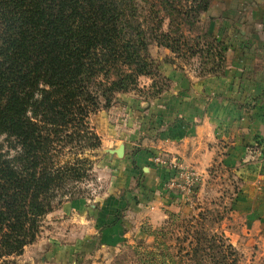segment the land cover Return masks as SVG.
Here are the masks:
<instances>
[{"label":"trees","instance_id":"16d2710c","mask_svg":"<svg viewBox=\"0 0 264 264\" xmlns=\"http://www.w3.org/2000/svg\"><path fill=\"white\" fill-rule=\"evenodd\" d=\"M160 1L170 25L180 21L176 31L153 27V39L198 54L202 75L222 71L228 45L201 20L212 0ZM139 18L136 0H0V264H17L48 214L86 197L90 153L102 146L92 115L157 74ZM205 218L186 226L190 264H239Z\"/></svg>","mask_w":264,"mask_h":264},{"label":"rangeland","instance_id":"374dc122","mask_svg":"<svg viewBox=\"0 0 264 264\" xmlns=\"http://www.w3.org/2000/svg\"><path fill=\"white\" fill-rule=\"evenodd\" d=\"M136 3L139 21L152 38L149 49L157 74L141 76L140 89L118 94L111 107L92 115L90 123L101 136L102 146L90 153L94 168L93 178L83 184L86 197L77 199L78 204L48 214L40 235L17 258V264H190L191 236L186 226L195 217L198 219L200 213L207 217L204 223L208 230L223 232L239 250V264H264V240L248 235L249 226L244 230L245 223L235 216L242 179L233 168H225L216 158V163L203 171L173 153L153 152L150 161L155 167L170 168L155 162L154 157L161 155L166 160L178 159L196 172L197 180L189 190L180 176L177 183L184 185L172 184L177 171L173 175L168 170V176L153 184L140 167L142 163L136 154L144 148L146 133L141 131L145 119H149V110L158 101L154 91L161 88L164 94L170 90L172 81L167 75H171L168 72L173 68L177 73L194 71L198 76L203 68L199 55L186 46L173 52L153 39V27L159 33L176 31L180 21L174 18L170 25L160 0H136ZM158 17H162L159 27ZM187 29L184 27L186 35L195 33ZM120 145L125 148L122 156L114 151ZM116 178L122 182L120 192H115L130 200L119 218L113 219L107 201Z\"/></svg>","mask_w":264,"mask_h":264},{"label":"crops","instance_id":"0c3cea01","mask_svg":"<svg viewBox=\"0 0 264 264\" xmlns=\"http://www.w3.org/2000/svg\"><path fill=\"white\" fill-rule=\"evenodd\" d=\"M201 20L228 45L225 66L200 76L168 72L172 86L149 110L136 158L153 184L175 173L155 167L153 152L173 153L203 171L216 158L233 168L242 179L235 216L244 230L249 226L248 235L264 240V0H212ZM121 182L113 181L107 201L113 219L128 205L129 197L115 192ZM78 203L66 201L60 209Z\"/></svg>","mask_w":264,"mask_h":264},{"label":"built area","instance_id":"2783aa9c","mask_svg":"<svg viewBox=\"0 0 264 264\" xmlns=\"http://www.w3.org/2000/svg\"><path fill=\"white\" fill-rule=\"evenodd\" d=\"M155 162L156 163H162L165 166H169L170 168L174 169L175 171H177V176L175 179H177V181H175V179H172V184L173 185H184L181 183H177L178 177L180 176L181 178H183V180L186 182V184H188L189 186V190L191 189L190 187H192L195 184V181L197 180L196 178V172L189 170L188 167L181 161H179L178 159L175 160H166L165 158H163L161 155L159 156H155ZM187 185L183 186L184 188H186Z\"/></svg>","mask_w":264,"mask_h":264},{"label":"water","instance_id":"95a60500","mask_svg":"<svg viewBox=\"0 0 264 264\" xmlns=\"http://www.w3.org/2000/svg\"><path fill=\"white\" fill-rule=\"evenodd\" d=\"M124 145H120L118 148H116L114 151L119 155V156H122L124 155Z\"/></svg>","mask_w":264,"mask_h":264}]
</instances>
